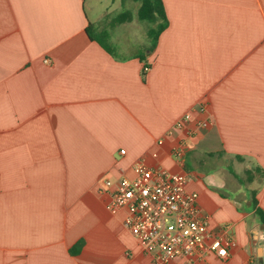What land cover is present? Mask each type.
<instances>
[{"label": "crops", "instance_id": "0c3cea01", "mask_svg": "<svg viewBox=\"0 0 264 264\" xmlns=\"http://www.w3.org/2000/svg\"><path fill=\"white\" fill-rule=\"evenodd\" d=\"M162 1L153 43L138 11L118 24L94 4L93 24L87 0H0V264H152L100 192L143 156L187 172L211 230L236 241L172 264H264L250 202L264 210V181L245 176L264 170V0ZM189 111L209 124L179 160L182 131L157 141Z\"/></svg>", "mask_w": 264, "mask_h": 264}, {"label": "built area", "instance_id": "2783aa9c", "mask_svg": "<svg viewBox=\"0 0 264 264\" xmlns=\"http://www.w3.org/2000/svg\"><path fill=\"white\" fill-rule=\"evenodd\" d=\"M149 70L148 66L143 69L144 72ZM207 106L202 104L199 111L203 112ZM193 114L194 111L185 113L158 139L157 146L161 148L176 131H182L186 139L171 151L173 157L181 160L190 148L188 139L209 124L207 119L193 124ZM150 156L157 158L159 153L153 151ZM132 171L133 177H122L116 183L106 180L100 192L109 195L107 209L110 212H126L124 225L152 257V264H172L179 257L206 254L220 259L229 257L236 241L211 230L209 218L200 207L199 194L187 187V172L151 165L146 156L132 165Z\"/></svg>", "mask_w": 264, "mask_h": 264}, {"label": "trees", "instance_id": "16d2710c", "mask_svg": "<svg viewBox=\"0 0 264 264\" xmlns=\"http://www.w3.org/2000/svg\"><path fill=\"white\" fill-rule=\"evenodd\" d=\"M140 2L138 8V18L142 21L156 22L158 21V25L154 29H150L148 32L149 37L152 39L153 43L158 41V38L163 30L166 29L168 25V19L166 16V12L164 9L162 0H137ZM131 19V13L129 11H125L121 13L116 18V23L120 24L126 22ZM92 38V36H91ZM144 73V71H143ZM236 158L239 161H244V157L237 155ZM246 180L248 182H254L255 180L264 181V170L260 167H252L245 170ZM257 191L251 192V205L255 210L258 221L261 225L264 226V210L259 206L257 200ZM82 249V242H79L72 250L75 255Z\"/></svg>", "mask_w": 264, "mask_h": 264}, {"label": "rangeland", "instance_id": "374dc122", "mask_svg": "<svg viewBox=\"0 0 264 264\" xmlns=\"http://www.w3.org/2000/svg\"><path fill=\"white\" fill-rule=\"evenodd\" d=\"M94 4L96 5V9L100 15L104 16L105 21V19L113 20L125 11H129L131 13V17H133V15L137 14L140 3L135 0H87V11L93 24L96 23L97 19V13L94 11L96 10L94 9ZM146 25L148 27H152L150 22H146ZM123 31H125V28H120L119 33ZM134 31H136V29H134ZM137 31H139L138 28Z\"/></svg>", "mask_w": 264, "mask_h": 264}, {"label": "water", "instance_id": "95a60500", "mask_svg": "<svg viewBox=\"0 0 264 264\" xmlns=\"http://www.w3.org/2000/svg\"><path fill=\"white\" fill-rule=\"evenodd\" d=\"M261 229H262V231L264 232V226H263V225L261 226ZM261 253L263 254V256H262V257H263V259H264V249L262 250V252H261Z\"/></svg>", "mask_w": 264, "mask_h": 264}]
</instances>
